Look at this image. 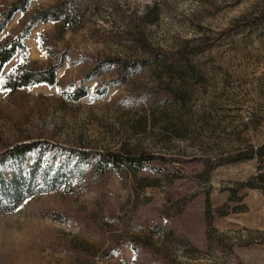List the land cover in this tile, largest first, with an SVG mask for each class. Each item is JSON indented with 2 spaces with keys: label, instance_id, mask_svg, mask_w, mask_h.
<instances>
[{
  "label": "rangeland",
  "instance_id": "374dc122",
  "mask_svg": "<svg viewBox=\"0 0 264 264\" xmlns=\"http://www.w3.org/2000/svg\"><path fill=\"white\" fill-rule=\"evenodd\" d=\"M28 1L0 46L63 0ZM74 3L1 70L56 78L0 89V153L37 143L0 168V264H264V0Z\"/></svg>",
  "mask_w": 264,
  "mask_h": 264
},
{
  "label": "trees",
  "instance_id": "16d2710c",
  "mask_svg": "<svg viewBox=\"0 0 264 264\" xmlns=\"http://www.w3.org/2000/svg\"><path fill=\"white\" fill-rule=\"evenodd\" d=\"M28 0H18L12 3L7 9L0 13V32L5 27L7 21L12 15L19 10H22L27 4ZM74 0H63L52 6L38 9L34 11L28 23L22 28L21 32L16 34L8 43L0 46V76L1 70L5 63H7L17 51L21 53L25 51V46L22 40L27 36L32 26L40 20L60 21L62 25H66L74 20L73 8ZM55 67H49L45 70L31 69L27 67L24 62L18 63L12 70H10L3 78H0V89H15L22 86H32L35 84L45 83L48 85L55 84L56 71ZM82 94L76 95L81 97ZM37 143H21L14 145L7 150L0 153V168L7 164H19L29 152L36 147ZM69 152L83 153L79 150L69 149ZM87 154V153H86ZM254 154L261 160L264 159V145L260 146ZM156 155H147L143 153L122 152H107L99 155V160L102 162H112L119 165L126 166L129 170L134 172L143 167L148 161L158 159ZM17 187L19 181H16L11 176V180ZM1 193L5 190L4 177L0 173Z\"/></svg>",
  "mask_w": 264,
  "mask_h": 264
}]
</instances>
